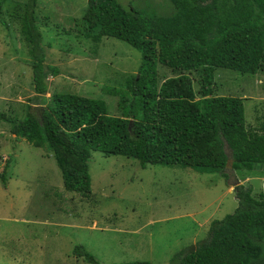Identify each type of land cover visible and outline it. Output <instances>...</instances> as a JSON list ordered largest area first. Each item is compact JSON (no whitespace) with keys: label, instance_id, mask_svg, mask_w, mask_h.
I'll list each match as a JSON object with an SVG mask.
<instances>
[{"label":"rangeland","instance_id":"1","mask_svg":"<svg viewBox=\"0 0 264 264\" xmlns=\"http://www.w3.org/2000/svg\"><path fill=\"white\" fill-rule=\"evenodd\" d=\"M26 0H6L0 15V112L22 119L34 105L31 57L20 37L15 13ZM148 15L171 14L169 0H120ZM87 0H38L36 26L50 75L43 105L53 93H75L106 102L119 115L117 100L129 94L126 82L137 74L140 52L130 44L103 37L94 43L80 35ZM201 71V70H200ZM50 72V71H49ZM178 72L157 65V80ZM198 71L191 72L198 88ZM214 93L243 99L245 125L263 129L264 71L241 74L217 68ZM115 90L112 94L108 89ZM201 96L196 94V99ZM32 99V100H31ZM255 118V121H254ZM0 121V264H89L74 253L77 245L97 262L147 260L169 264L172 256L206 239L213 220L237 207L234 186L264 193V166L233 169L229 155L223 170L199 171L181 165L149 164L123 155L91 151V192L64 188L61 172L46 146L35 147ZM8 165L6 173L5 166Z\"/></svg>","mask_w":264,"mask_h":264},{"label":"trees","instance_id":"2","mask_svg":"<svg viewBox=\"0 0 264 264\" xmlns=\"http://www.w3.org/2000/svg\"><path fill=\"white\" fill-rule=\"evenodd\" d=\"M5 1L0 0V15ZM37 1L26 0L15 17L31 57V100L42 106L36 114L29 104L17 121L0 112V121L10 122L17 138L50 150L66 190L91 192V151L134 158L142 167L181 165L209 172L227 166L228 147L233 169L264 166V128L245 125L241 97L214 93L217 68L264 71V0H169L174 12L154 15L120 0H87L78 33L94 43L116 38L141 54L137 74L126 82L129 94L117 100L119 115H110L104 100L75 93H53L52 103L43 105L48 77L59 68L46 65ZM158 64L178 74L159 84ZM194 71L200 73L197 90ZM0 177L5 185L6 176ZM234 191L235 210L213 220L207 238L175 253L169 264H264V193L255 196L241 183ZM74 253L89 264H150L100 263L80 245Z\"/></svg>","mask_w":264,"mask_h":264},{"label":"crops","instance_id":"3","mask_svg":"<svg viewBox=\"0 0 264 264\" xmlns=\"http://www.w3.org/2000/svg\"><path fill=\"white\" fill-rule=\"evenodd\" d=\"M54 77L52 78H49V82H51L53 80ZM35 93V92H34ZM34 105H39V106H42V104H34ZM254 121H255V118H254ZM260 128H264V123L263 124H260L259 125ZM14 135V134H13ZM15 136V135H14ZM16 137V136H15ZM6 185V184H5Z\"/></svg>","mask_w":264,"mask_h":264}]
</instances>
